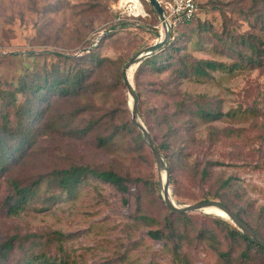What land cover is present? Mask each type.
<instances>
[{"label":"rangeland","instance_id":"obj_1","mask_svg":"<svg viewBox=\"0 0 264 264\" xmlns=\"http://www.w3.org/2000/svg\"><path fill=\"white\" fill-rule=\"evenodd\" d=\"M197 2V20L183 25L182 32L189 34L199 25L208 28L209 34L225 28L232 29L234 34L250 31L256 33L264 46V17H255L261 9L258 0ZM113 4L112 0H0V89H7L24 70L25 64L38 71L43 64L56 61L55 52L76 57L82 55L84 40L99 38L110 26ZM149 15L116 27L98 49L100 55L122 62V71L123 63L130 56L159 37L160 21L157 15L156 18L152 13ZM182 32L177 30L175 34ZM213 36L202 39L199 44L187 41L186 48L199 58L231 60L225 51L214 47ZM138 66L133 71V83ZM111 67H105L99 73L101 80L99 77L94 85L100 90H95L94 94L71 98L54 96L47 105L44 118L53 123L39 132L26 159L0 176V243L17 236L27 249L46 248L54 255L66 252L71 264L172 262L170 248L165 242L151 237L148 234L150 227L132 218L138 195L143 197L144 209L157 218L161 226L167 214L157 166L149 148L144 143L143 150L136 151L132 143L128 145V141L132 142L130 135L119 136L115 150L98 146L97 137L109 132L112 122L120 123L126 116L131 119L126 87L114 84L113 77L109 76ZM166 77L164 72L154 76L145 73L140 77L144 106L161 107L166 101L171 107L169 96L152 89ZM178 83L177 90L205 93L224 113L230 114L210 123H200L192 131L194 140L187 144L188 155L172 163L174 181L171 180L170 190L173 198L179 203L196 202L194 199L203 193L218 188L219 181L233 176L232 187L236 192L230 195L231 201L242 208L246 219L264 231V167L261 164L264 161V57L257 64L233 72L215 70L203 81L182 78ZM28 97V94L18 93V107H23ZM138 112L145 123L141 110ZM92 118L96 120L95 125L81 135L68 132L70 125L74 128L87 126ZM211 125L231 131L220 133L217 139L210 138L208 126ZM209 161L213 166L208 167L210 175L203 179L199 171ZM70 163L114 166L122 172L142 177L144 182L131 188L127 202L113 185L92 179L74 196L46 209L29 207L18 216L5 213L2 200L8 194L9 176L24 180ZM148 183L154 187V192ZM158 194L161 201H158ZM152 195L155 196L153 202L150 201ZM187 213L194 215V223L199 226L213 224L212 218H221L233 225L215 213ZM186 250L191 252L195 264H223L209 245L193 240ZM21 254L16 243L8 262L13 263ZM249 254L250 260L244 264H264V250L251 248Z\"/></svg>","mask_w":264,"mask_h":264},{"label":"trees","instance_id":"obj_2","mask_svg":"<svg viewBox=\"0 0 264 264\" xmlns=\"http://www.w3.org/2000/svg\"><path fill=\"white\" fill-rule=\"evenodd\" d=\"M140 1L148 14L152 13L156 18L153 8L148 5L146 0ZM258 2L261 9L255 17H264V0H258ZM110 9L111 24L105 28L106 32L98 38L95 46L91 47L94 39L89 37L84 40L80 56L55 52L53 54L56 61L43 64L38 71L25 64L24 70L18 74L15 80L11 81L10 86L5 90L0 89V176L9 172L20 161L25 160L30 153L29 148L34 144L39 132L53 123L44 118L48 111L47 105L53 101L54 96L71 98L80 95L86 96L88 93L94 94L95 90H100L99 87L96 89L97 87L94 85L99 77L101 80L99 73L111 65L109 76L113 77L114 84L123 86L122 62L103 57L98 51L116 27L127 25L130 21L127 19L117 21V11L112 7ZM197 12L191 18H182L172 25L168 42L143 59L134 73V83L138 95L137 107L141 110L153 140L168 163L173 181L172 163L175 160H182L188 155L186 147L188 142L194 140L192 131L196 126L200 123H210L222 118L225 114H230L229 112L224 113L218 104L205 93L192 94L177 90L179 79L195 78L203 81L210 76L211 71L233 72L243 66L257 64L264 57V46L261 44V40H258L255 32L234 34L232 29L225 28L223 31L209 34L208 28L200 25L195 31L193 28L189 34L182 32L183 25L191 24L197 20ZM177 30L182 33L176 35L175 31ZM193 31L195 36L192 35ZM210 35H214V47L217 50L225 51L231 60L226 62L211 58H199L192 55L186 48L187 41L192 40L194 44H199L202 39H208ZM163 72L167 75L166 79L157 88L152 89H157L158 93L169 96L172 100L171 107L165 101L161 107L147 108L144 106L142 91L139 87L140 77L145 73L154 76ZM151 83L153 84V82ZM18 93L29 96L23 107L17 105ZM121 121L120 123L112 122L109 132L97 137L98 146L108 151L115 150L118 148V137L130 135L132 142L128 141V145L132 143L136 151L143 150L144 141L132 120L126 116V119ZM95 122L96 120L92 118L87 126L74 128L70 125L68 132L81 135L89 127H93ZM208 131L210 138L217 139L220 133L226 134L231 130L211 125L208 126ZM261 164L264 167V161ZM210 166H213L211 161L199 171L201 178H208L210 175L208 167ZM92 179L113 185L122 194L124 202H127V197L132 193L131 188L144 182L142 177L122 172L114 166L105 168L89 163H70L65 167H55L24 180L18 176H9L7 178L8 194L3 198L2 206L8 216H18L29 207L43 210L58 201L74 196L84 184ZM232 180L233 176H228L218 182V188L209 190L194 200L196 202L220 201L264 236V231L260 229V226L246 219L242 208L231 201L230 195L234 194L233 191L236 192V189L232 187ZM148 185L149 189L154 192V187L150 186L151 183ZM236 194L238 195V193ZM153 199H155L154 195L150 201L153 202ZM159 200L162 199L158 194ZM143 206V197L138 195L132 218L134 221H140L150 227L148 234L155 239L162 240L170 248L172 254L170 264H195L191 252L186 250L193 240L198 244L211 246L223 264H244L250 260L249 249L264 250V247L245 237L236 227L221 218H212L214 225L208 223V225L199 226L194 223V215L191 213L174 212L165 204L167 214L164 217L163 226H161L159 220L151 216ZM262 211L264 212V206ZM25 239L26 237L23 238V240ZM16 243L22 250V254L13 263H9L8 258ZM27 248L17 236L9 237L0 243V264H71L70 255L66 252L54 255L46 248H37L36 250ZM149 264L160 263L150 261Z\"/></svg>","mask_w":264,"mask_h":264},{"label":"water","instance_id":"obj_3","mask_svg":"<svg viewBox=\"0 0 264 264\" xmlns=\"http://www.w3.org/2000/svg\"><path fill=\"white\" fill-rule=\"evenodd\" d=\"M149 5L155 11L159 21H160V34L157 40L152 44L147 45L132 56H130L122 66V80L127 90L128 95V105L131 113V120L133 124L137 127L144 143L149 148L152 153L155 163L157 166V171L159 174V186L160 193L164 203L174 212L184 213V212H195L203 211L207 213H214L211 209L216 208L225 213V216L216 214L224 219L229 220L245 237L255 242L256 244L264 247V236L247 224L242 218H240L234 211L229 209L226 205L218 200H203L192 203H179L177 202L170 190L171 183V171L165 160L164 156L160 152L158 146L153 140L148 128L143 122L142 118L138 112V95L133 83V71L138 66L143 59L156 52L159 48L164 46L171 35V24L158 0H147Z\"/></svg>","mask_w":264,"mask_h":264},{"label":"built area","instance_id":"obj_4","mask_svg":"<svg viewBox=\"0 0 264 264\" xmlns=\"http://www.w3.org/2000/svg\"><path fill=\"white\" fill-rule=\"evenodd\" d=\"M171 24L175 25L182 18L189 19L198 11L196 0H158ZM113 9L117 11V21L135 20L148 16L140 0H116ZM98 38L93 40L95 46ZM88 51V49H87Z\"/></svg>","mask_w":264,"mask_h":264},{"label":"bare ground","instance_id":"obj_5","mask_svg":"<svg viewBox=\"0 0 264 264\" xmlns=\"http://www.w3.org/2000/svg\"><path fill=\"white\" fill-rule=\"evenodd\" d=\"M211 210H212L214 213H216V214H219V215L225 216V213H224L223 211H221V210H218V209H216V208H212Z\"/></svg>","mask_w":264,"mask_h":264}]
</instances>
